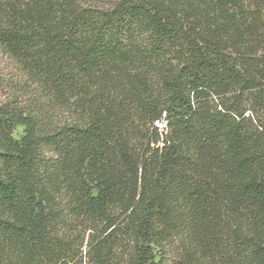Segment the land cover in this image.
Here are the masks:
<instances>
[{
    "label": "trees",
    "instance_id": "16d2710c",
    "mask_svg": "<svg viewBox=\"0 0 264 264\" xmlns=\"http://www.w3.org/2000/svg\"><path fill=\"white\" fill-rule=\"evenodd\" d=\"M0 48V264H264V0H0Z\"/></svg>",
    "mask_w": 264,
    "mask_h": 264
},
{
    "label": "rangeland",
    "instance_id": "374dc122",
    "mask_svg": "<svg viewBox=\"0 0 264 264\" xmlns=\"http://www.w3.org/2000/svg\"><path fill=\"white\" fill-rule=\"evenodd\" d=\"M91 4H107L111 0H81ZM32 82L27 79L26 74L19 68L17 62L10 58L0 48V104L11 99L26 102L30 96ZM31 87V88H30ZM13 137L20 138L23 135V126L16 125L12 133ZM78 262V261H77ZM70 264H75L74 262ZM77 264V263H76Z\"/></svg>",
    "mask_w": 264,
    "mask_h": 264
}]
</instances>
